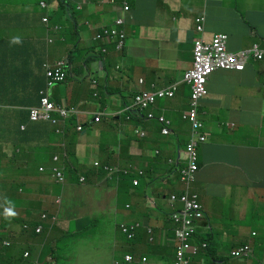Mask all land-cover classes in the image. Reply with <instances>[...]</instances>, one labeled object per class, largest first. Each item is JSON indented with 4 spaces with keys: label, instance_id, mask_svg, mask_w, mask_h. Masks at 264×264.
I'll list each match as a JSON object with an SVG mask.
<instances>
[{
    "label": "crops",
    "instance_id": "obj_1",
    "mask_svg": "<svg viewBox=\"0 0 264 264\" xmlns=\"http://www.w3.org/2000/svg\"><path fill=\"white\" fill-rule=\"evenodd\" d=\"M16 1L20 8L14 0H3L5 12L0 16V37L26 40L20 56L9 54L1 61L2 68L8 63L6 70L13 74L16 88L13 98L11 90L0 88L5 102L0 106V137L8 138L2 142L8 146H0V156L4 157V150L6 162L18 168L0 174V208L8 206L4 219L16 228L47 215L56 216V224L64 223L60 217L65 216L70 193L99 192L95 204L112 206L116 202L114 207L124 215L123 220L108 221L112 223L110 231L119 223L120 227L141 225L132 243L124 235L110 237L117 248L115 255L132 254L138 264L143 258L145 264H174L176 257L170 254L176 248L169 220L172 211L165 200L176 193L174 183L185 166L186 146L192 136L191 126L183 118L190 109L191 88L182 78L193 64V43L199 37L210 42L215 35L225 34L230 53L255 47L264 51L255 40V30L264 33V26L247 23L244 13L232 3L237 0H91L81 11L74 7L80 0H65L67 7L55 0ZM43 1L48 3L46 9L40 6ZM243 1L246 11L264 2ZM126 5L128 11H124ZM72 10L76 12L74 20ZM45 16L48 25L43 22ZM200 16L206 17L203 33L195 30ZM120 17L122 26L116 23ZM226 21L247 26L251 32L247 38L253 41L232 44L235 32L223 27ZM105 28L124 32L122 54L118 41L97 38ZM11 31L15 34H6ZM49 40L52 43L48 44ZM61 60L66 61L68 77L47 97L75 108L79 117L60 125L63 134L54 126L50 127L52 136L45 134L47 129L42 126L32 127L23 140L25 124H20V112L26 108L12 104L19 100L18 87L24 85L25 74L32 73V83L44 80V63L56 67ZM172 84H177L175 96L158 100L150 109L170 122L171 133L164 135L161 124L148 119L134 99L141 90ZM207 90L199 118L208 141L198 149L200 172L194 190L206 214L200 226L210 224L212 230L199 232L194 243L209 241V248L191 264H264V229L260 231L256 223L260 207L258 219L264 222V63L251 60L242 73L216 72L209 78ZM96 116L101 118L99 122ZM79 125L82 132L77 131ZM137 131H143L144 136ZM147 133L163 140L159 147H151L153 139L146 138ZM55 168L64 172L63 188ZM111 168L130 173L116 175L108 170ZM138 170L144 171V177L137 176ZM134 179L139 180L138 186L133 185ZM62 189L66 191L64 199ZM60 197L61 205L57 203ZM84 215L81 212L77 217ZM234 223L241 228L234 229ZM73 234L84 238L86 232L79 228ZM245 245L251 254L233 258L232 253ZM123 248L128 252L123 254ZM67 250L51 247L46 255L59 256Z\"/></svg>",
    "mask_w": 264,
    "mask_h": 264
},
{
    "label": "rangeland",
    "instance_id": "obj_2",
    "mask_svg": "<svg viewBox=\"0 0 264 264\" xmlns=\"http://www.w3.org/2000/svg\"><path fill=\"white\" fill-rule=\"evenodd\" d=\"M14 2L17 4L19 8L21 7L16 0H14ZM232 3H234V6L238 7L239 10L242 13H244V17L247 23H249L250 25L258 24L264 26V2L262 3V5L257 4V6L250 11L244 10L245 2L243 0H237L236 2H232ZM1 12L2 13L5 12L3 0H0V16L2 15ZM226 22L227 23H225L223 27L225 29L235 32V34L231 36L232 44L240 40H242L244 43H249L253 41L247 38L248 37L247 35H249V37L251 35V32H249V28L247 26L229 21ZM255 32L258 35V38L255 40L258 42V45L263 48L264 33L258 32L256 30ZM25 37L28 38V35L25 34ZM203 106H204V102H202V109H200V116L203 113ZM147 112L148 111H145L146 114ZM146 138L153 139V144L151 145V147H159L161 142L163 141L156 134L147 133ZM7 139L8 138L6 137H0V142H1L0 146H8L2 143ZM261 149H262L261 151L262 157H264V148ZM2 153L4 154V157L0 156V174L6 172L7 170L16 172L18 168L9 165L6 162L7 158H5L6 154L4 153V150H2ZM49 162L53 164V159L50 158ZM35 166L36 168H38V165ZM174 185L177 189L175 195H180L181 193H183L184 187L180 183L179 178H177ZM60 186L63 188V183H60ZM73 192L75 193L73 194L70 193L66 199L69 206L66 209L65 216L62 215L60 217V220L61 221L64 220V223L62 222L58 224L50 223L49 221H47V219L41 216L38 219V223L43 228L42 234L26 237L24 239L14 240L10 247L4 246L3 241L0 238V264H30L29 261L26 258H24V254L26 252H30L32 256L35 257V255L38 256V254L40 253L39 251H43V255L47 256L46 253L50 250L51 247L59 250L65 248L68 249L67 254L65 252L56 257V260L59 264L65 262H78V263L85 262L87 264H93L92 262H97V263L99 262L100 264H114L115 261L123 262L125 256L119 257L114 254L117 248L113 247L112 240L110 239L111 236H113L114 238L117 237L115 235H122L123 237V233L120 227L121 223H119L118 226L116 224L114 227V231L112 232L110 231V227H109L112 225V223L110 224L108 222V221H117L118 219L123 220V218L121 217L124 215H122L119 212V210L116 207H114L116 202L112 203V206H101L100 204H95V202L98 201L97 199L98 196L100 195L99 192L95 193L93 191H88V190H84L82 192L81 191H73ZM65 194H66L65 190L63 192L61 191L60 196L64 199ZM88 201H92V203L88 204ZM120 208L122 209V206ZM209 209L212 211L211 208ZM262 210L263 207H260L256 219V223L258 224V229L260 231L264 229V222L258 219ZM81 212H83L85 215L81 216L80 218L77 217V215H79ZM70 222H71V226H68V223ZM31 224H32V228L36 226L35 225L36 222H33ZM232 227L234 229H240L241 224L234 223ZM79 228H82L86 232L84 238H81L80 236H75L73 234V231ZM122 251L123 254L128 252L125 250V248H123ZM216 252H217V256L221 258V255L219 254L218 250H216ZM170 254L174 257L177 256V246L175 249H173L170 252ZM148 256L149 257L152 256V251L148 252ZM199 256L200 255L197 256L191 255L188 258V264H191L192 262L198 260ZM108 259L109 261H106ZM138 263L139 262H137L136 264ZM140 263L144 264L142 262V259H140ZM211 263L214 264V262Z\"/></svg>",
    "mask_w": 264,
    "mask_h": 264
},
{
    "label": "built area",
    "instance_id": "obj_3",
    "mask_svg": "<svg viewBox=\"0 0 264 264\" xmlns=\"http://www.w3.org/2000/svg\"><path fill=\"white\" fill-rule=\"evenodd\" d=\"M128 5L125 6L124 11H128ZM123 19L119 18L116 23L117 25L123 24ZM206 18L205 16L196 19V31L203 33L205 27ZM97 38L106 40H116L118 41V49L122 48L124 45L125 34L117 29H103L99 32ZM194 62L193 66L185 73L183 77V82L190 86L191 96H190V109L185 112L184 119L188 121L191 126L192 136L189 145L186 149V168L182 171V181L185 183L187 192L190 193L191 185L196 180V175L199 171L198 166V147L206 142V137L201 135L204 129L203 123L199 119V109L201 106V101L207 97L206 85L210 76L221 70H234L242 72L245 69L246 64L254 58L257 61H264V52L260 51L255 47L251 51L241 52L238 54H231L228 52V37L226 35H216L212 41L207 42L205 39L197 38L194 41ZM105 51V50H104ZM46 75H47V87L51 88L60 82L64 81L68 76V70L66 66V61L61 60L58 62L55 68L50 65H46ZM141 83L143 81L141 80ZM177 89V84H173L167 89H162L155 92H141L139 93L134 103L142 110H146L153 106L157 99L165 97L175 96V91ZM43 105L46 106V110L52 109L53 105L48 102L47 98L42 100ZM61 114L66 115V111L61 110ZM40 112L38 109L34 108L31 110V119L33 121L40 118ZM49 115H47V118ZM149 118H154L152 113L149 114ZM52 119V117H50ZM161 123L168 124L164 118L159 119ZM96 122L100 121V117L97 116ZM56 123V120H52ZM81 130V128H79ZM168 128L163 130L164 134H168ZM143 136L144 133L142 132ZM98 165V163H96ZM57 177L62 179L61 173H57ZM137 185V182H135ZM188 198H190L187 195ZM187 213L182 218L180 223L181 228L176 231V240L179 243L177 260L175 264H188V258L193 255H199L201 249L206 250L208 248L207 244H203L201 247H195L190 244L193 235L197 231V222H200L204 218V213L201 205L198 203V197L193 195L190 199H186ZM174 217V220H176ZM139 227L136 226L128 227L126 225L121 226V230L127 235L129 239L135 237V230ZM250 252L249 247L245 246L239 251L232 254L233 258L239 259ZM143 262L146 263V259L143 258ZM134 257L131 255H126L124 261H115L114 264H133ZM98 264V263H95Z\"/></svg>",
    "mask_w": 264,
    "mask_h": 264
},
{
    "label": "clouds",
    "instance_id": "obj_4",
    "mask_svg": "<svg viewBox=\"0 0 264 264\" xmlns=\"http://www.w3.org/2000/svg\"><path fill=\"white\" fill-rule=\"evenodd\" d=\"M55 1H57V2H59L60 4H61V6H65V7H67V5H66V2H65V0H55ZM91 0H80V1H78V2H76L75 4H74V7H75V9L77 10V11H81L82 9H83V7H84V5H86V4H88L89 2H90ZM113 2V1H112ZM63 4V5H62ZM40 6H41V8L42 9H46L47 7H48V3L47 2H41L40 3ZM129 7V6H128ZM125 8V7H124ZM75 12V11H74ZM76 13V12H75ZM76 15V14H75ZM200 17H202V16H200ZM120 18H122V17H120ZM197 18H199V17H197ZM196 18V19H197ZM206 18V17H205ZM72 19H74L73 17H72ZM123 19V18H122ZM43 22L45 23V24H49V18H48V16H45L44 18H43ZM123 25V24H122ZM121 25V26H122ZM195 30H196V20H195ZM198 33H200V32H198ZM6 34H8V35H13V34H15L14 33V31H11V32H8V33H6ZM219 35H221V34H219ZM223 35H225V34H223ZM216 36V35H215ZM227 36V35H226ZM228 37V36H227ZM1 38H3V39H6V38H4V37H1ZM199 38H201V37H199ZM6 40H8V39H6ZM196 40V39H195ZM14 41H17V42H19V43H23V42H25L26 40H14ZM48 42V44L49 43H52V41L51 40H49V41H47ZM124 42H125V39H124ZM195 43V42H194ZM194 43H193V62H194ZM228 44H229V38H228ZM123 48H124V45H123V47L122 48H120V49H118V50H120V52H122V50H123ZM227 49H228V46H227ZM254 49V48H253ZM252 49V50H253ZM251 51V50H250ZM261 51V50H260ZM103 53L105 52V51H102ZM229 52V51H228ZM244 52H247V51H244ZM262 52H264V51H262ZM230 53V52H229ZM241 53V52H240ZM231 54H235V53H231ZM236 54H238V53H236ZM251 60H255L254 58H252ZM250 60V61H251ZM249 61V62H250ZM256 62H259V63H264V61L263 62H260V61H257V60H255ZM59 62V61H58ZM248 62V63H249ZM247 63V64H248ZM247 64H246V66H247ZM46 65H50L52 68H55L54 66H55V64L53 65V64H50L49 62H46V63H44V65H43V69H44V72H45V76H46V86H45V89H44V91L41 93V99H40V105H39V107H33V108H31V110L32 109H34V108H36V109H38L39 110V112H40V118H38L37 120H35V121H33L32 119H31V110H29V119H30V121L31 122H41V123H44V124H47V125H50V126H54V127H56L57 128V133H59V134H63V130H61L60 129V125L61 124H63V123H66L67 121H68V119L69 118H71V117H79V112L75 109V108H73V107H71V108H68V107H66V106H64V105H59V104H56V103H54L52 100H51V97L50 96H48L47 97V94H48V92L53 88V87H55V86H53V87H51V88H48L47 87V75H46ZM192 66H193V64H192ZM246 66H245V69H244V71L246 70ZM190 69V68H189ZM188 69V70H189ZM187 70V71H188ZM186 71V72H187ZM221 71H232V72H238V71H234V70H221ZM244 71H242V72H244ZM185 72V73H186ZM218 72H220V71H218ZM242 72H238V73H242ZM215 74V73H214ZM185 75V74H184ZM184 75H183V77H184ZM68 77V76H67ZM67 77H66V79H67ZM211 77V76H210ZM209 77V78H210ZM66 79L64 80V81H62V82H60L59 84H61V83H63V82H65L66 81ZM182 80H183V78H182ZM209 80V79H208ZM143 81V80H142ZM140 83H141V80H140ZM207 83H208V81H207ZM142 84V83H141ZM58 85V84H57ZM173 85V84H172ZM171 85H169V86H165V87H158L157 85H155V87L153 88V89H151V90H141L139 93H141V92H155V91H159V90H162V89H167L168 87H170ZM206 90H207V85H206ZM139 93H136V96L139 94ZM207 94H208V90H207ZM136 96H135V98H136ZM208 96V95H207ZM44 98H47L48 99V102H50L52 105H53V107H52V109H50V110H46V106H44L43 105V102H42V100L44 99ZM165 98H169V97H165ZM165 98H159V99H157V101L158 100H160V99H165ZM134 101H135V99H134ZM157 101H156V103H157ZM202 102V101H201ZM155 103V104H156ZM155 104L153 105V106H155ZM153 106H151L150 108H148V109H146V110H142V112H144V111H148V113H147V118L148 119H156L160 124H161V126H162V134H164L163 133V130L165 129V128H168V130H169V132H168V134H164V135H169L170 133H171V130H170V122L165 118V117H163V116H159V117H156V115L154 114V112L153 111H151L150 109L153 107ZM201 107V106H200ZM61 110H63V111H66V115H62L61 114ZM150 110V111H149ZM200 110V109H199ZM187 112V111H186ZM150 113H152L153 115H154V118H149V114ZM185 113V112H184ZM47 115H49V117L47 118ZM184 115L185 114H183V118H184ZM50 117H52V119H50ZM97 117V116H96ZM164 118L166 121H168V124H164V123H161L160 122V118ZM56 120L57 122L56 123H53L52 122V120ZM200 119V118H199ZM100 120H101V118H100ZM185 120V119H184ZM185 121H187V120H185ZM99 122V121H98ZM187 123H188V121H187ZM79 128H81V130H79ZM204 130V129H203ZM203 130H202V132H201V135H203L204 137H206V142L205 143H203V144H201V145H204V144H206L207 143V141H208V138H207V135L206 134H204V132H203ZM77 131L78 132H82L83 131V127L81 126V125H79L78 127H77ZM143 131H137V133L140 135V136H142L141 135V133H142ZM144 133V132H143ZM144 136V135H143ZM190 143V142H189ZM189 143H188V145H189ZM187 145V146H188ZM200 145V146H201ZM187 146H186V149H187ZM199 146V147H200ZM199 147H198V149H199ZM185 154H186V151H185ZM55 160L58 162V157H56L55 158ZM186 160V159H185ZM198 166H199V155H198ZM184 168H186V162H185V166L179 171V179H180V183L183 185V187H184V191H183V193H181L180 195H172V196H170V198H168L167 200H165L166 201V203H167V205H168V207L171 209V211H172V213L170 214V216H169V220H170V222L173 224V229H172V232H173V234L175 235V242H176V246H177V253H178V247L180 246L179 245V243L177 242V240H176V231L179 229V228H181V225H180V223H181V221H182V218L185 216V214L187 213V206H186V199H190L193 195H196L197 197H198V203L201 205V207H202V209H203V213H204V218L200 221V222H197V231H196V233L193 235V238H192V240L190 241V244L192 245V246H195V247H201L203 244H207V246H208V248H209V245H208V243L207 242H200V243H194V241L196 240V238H197V236H198V234H199V232L201 231V230H206L208 233H210L211 232V226H210V224H206V223H203V224H205V225H201L200 226V224L206 219V214H205V211H204V208H203V206H202V204H201V202H200V195H199V193L198 192H196L195 190H194V186H195V184H196V180H195V182L191 185V188H190V193L189 192H187V188H186V185H185V183L182 181V171L183 170H185ZM108 170H110L113 174H116V175H119L120 173L121 174H129L130 173V171L129 170H121L120 168H115V169H108ZM199 172H200V169H199V171H198V173H197V175H196V179H197V176H198V174H199ZM57 173H61V177H62V179H60L59 177H57ZM54 174H55V177H56V179H57V181H58V183H65L66 182V178H65V175H64V172L61 170V169H59V168H55L54 169ZM144 175H145V173H144V171H142V170H138L137 171V176L139 177V178H142V177H144ZM84 181V178H82L81 179V182H83ZM135 182H137V185L135 184ZM140 183H139V180L138 179H134L133 180V185L134 186H138ZM62 192H63V189H62ZM187 195L190 197V198H188L187 197ZM13 200H15L16 198L14 197V198H12ZM57 203L59 204V205H61V203H62V198L60 197V198H58V200H57ZM7 209H8V206H2L1 208H0V229H1V231L3 232V234L5 235V236H7V239L6 238H3L2 237V241H3V245L4 246H6V247H10L11 245H12V243H13V241L14 240H19V239H24V238H26V237H28L27 235L28 234H25V235H23V233H24V231H25V228H28V226L27 225H25V226H23L22 228H16V227H14V226H12L11 224H13L12 222H10V221H6L5 219H4V215L7 213ZM9 215H15V213H9ZM175 216H177L176 217V220H174V217ZM6 218H8V216L6 217ZM43 218H45V219H47V221H49L50 223H57L58 222V218L55 216V217H53V216H51V217H48V215L47 216H43ZM137 224H139V223H136V224H133L134 226H136ZM31 225V224H30ZM124 225H126V224H124ZM133 225H126V226H128V227H131V226H133ZM32 226V225H31ZM141 227V225L139 224V227H137V229H139ZM36 232L38 233V235L39 234H42L43 233V228L39 225V226H37V229H36ZM123 233V232H122ZM23 235V236H22ZM123 235H124V233H123ZM135 238V237H134ZM245 246H242L241 248H239L237 251H239L240 249H242V248H244ZM247 247H249L248 245H247ZM208 248L206 249V250H203V249H201V251H200V253H199V255H201L203 252H205V251H207L208 250ZM249 249H250V252L247 254V255H245V256H243V257H247V256H249L250 254H251V248L249 247ZM237 251H235V252H237ZM235 252H233V253H235ZM232 253V254H233ZM40 254V253H39ZM38 254V255H39ZM128 255H131V256H133L132 254H128ZM55 258H51V257H49L48 259H46L45 260V263L44 264H59L58 262H57V260H56V257L58 256V255H53ZM134 257V256H133ZM233 257V256H232ZM243 257H241V258H239V259H242ZM24 258H26L27 260H30V264H43L41 261H39V259H38V256H35V257H33L32 256V254L30 253V252H26L25 254H24ZM146 259V258H145ZM236 259V258H235ZM176 260H177V256H176V259H175V262H176ZM136 262V259H135V257H134V263ZM142 262H143V259H142ZM146 262H147V260H146ZM175 262H174V264H175ZM133 263V264H134ZM144 264H145V262H143ZM62 264H87V263H85V262H65V263H62ZM93 264H95V263H93ZM98 264H100V263H98Z\"/></svg>",
    "mask_w": 264,
    "mask_h": 264
},
{
    "label": "trees",
    "instance_id": "obj_5",
    "mask_svg": "<svg viewBox=\"0 0 264 264\" xmlns=\"http://www.w3.org/2000/svg\"><path fill=\"white\" fill-rule=\"evenodd\" d=\"M75 14L76 13L73 12L72 17H74ZM23 45H24V42L19 43L17 41H10V40H6V39H3L0 37V88L6 87V89L11 90V98L15 97L14 95H12V92H14L15 88H16L15 79H14L13 74H11L10 72H8L6 70V66L8 65V63L5 64L2 68L1 67V61L4 58H9V57H7L9 54H11L10 57H15V58L20 56V54L22 53V50H23ZM122 53H123V51L120 52V54H122ZM29 76L33 77L32 73L25 74V76L23 77L24 85H22V86L20 85L18 87V96L17 97L19 98V100L17 102H15V101L12 102V104L20 106V108H26L20 112L21 117H22V118H20V124L21 125L25 124L24 125L25 131L23 133V138H22L23 140L25 139L26 134H29L28 131L32 127L42 126L40 128L41 129L46 128L47 131L45 134L50 135V136H52L54 133V131H52L50 129V127H51L50 125H47V124H44L41 122H31L29 119V111L27 109L29 107L39 105V102L41 99V93L43 92V90L45 89V86H46V78L44 80H40L38 78V79H36L37 83H32L30 81ZM28 88H30V89L28 90ZM3 96H4V92L0 91V106L4 105V103H5L3 100ZM30 132H32V131H30ZM35 162H38L39 164H43V161L36 160ZM35 225L36 226L34 228H32V226L30 224H27L28 228H25L23 235L28 234L27 235L28 237L32 236V234L38 235V233L36 232V229H37V226H39V223L36 222ZM137 230L138 229L136 228L135 237L137 234ZM124 236H125V239L127 240V242L132 243L134 241V238L129 239L126 234H124ZM2 237L7 239V236H5L0 229V238L2 239ZM202 242H204V241H202ZM205 242H209V241H205ZM245 246H247V245H245ZM49 257L55 258L52 253L48 254L47 256H44L43 251L40 252V254L38 255L39 261H41L43 264L45 263V260L48 259Z\"/></svg>",
    "mask_w": 264,
    "mask_h": 264
}]
</instances>
